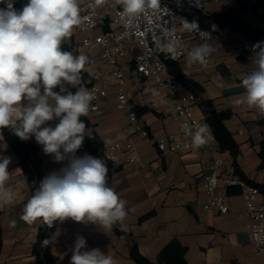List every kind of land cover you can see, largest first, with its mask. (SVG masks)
I'll list each match as a JSON object with an SVG mask.
<instances>
[{"label": "crops", "instance_id": "1", "mask_svg": "<svg viewBox=\"0 0 264 264\" xmlns=\"http://www.w3.org/2000/svg\"><path fill=\"white\" fill-rule=\"evenodd\" d=\"M86 1L80 0L81 5ZM242 1L241 12L244 17L264 28V22L252 10V2ZM15 2L26 4L28 0ZM4 6L0 4V8ZM230 8L229 0H220L210 3L204 11L221 12ZM102 29V24L86 31L81 30L80 26L76 27L66 42L68 51L82 54L85 50L83 38L95 35ZM248 40L238 32L228 39L217 34L212 40L203 42L216 49L208 58V65H189L186 60L178 63L203 86L201 98L212 100L219 111L231 112L224 124L240 146L236 158L239 167L250 179L264 183V168H260L259 155L264 139V123L261 122L264 116L246 103L241 86L245 75L254 70L251 66L256 67L253 51L243 49ZM132 58L133 54H129L122 59L125 73L122 84L137 113V130L148 124L150 136L144 138L138 133L132 135L140 153L138 162L130 161L129 154L123 148L117 152V161L113 163L117 169L113 174L112 187L125 202L127 211L122 228L131 231L140 252L154 262L158 261L160 252L172 239H177L186 248V264H245L253 261L255 254L250 220L239 188L225 186L221 179V187L228 193L230 213L204 208L209 200L205 177L210 172L209 164L218 156L230 158L233 163L234 157L229 151L220 148L216 137L207 140L202 146L201 155L185 149L160 150L156 142L161 136L175 132L176 141H182L184 136L178 131L172 103L160 87L149 85L144 77L133 71ZM91 63L103 72L107 70L99 57H93ZM165 72L170 73L168 69ZM91 81V76L83 71L81 84ZM103 84L109 93L99 101L98 109H90L88 118L104 145V151L110 144L123 142L127 138L130 134V119L128 112L117 105L118 83ZM79 86L73 88L78 89ZM54 90L59 91V88ZM201 101L198 97L196 113L210 127ZM47 123L54 127L58 121ZM0 134L3 136L0 146L7 145L6 149L0 147V156L11 157L8 170L12 175L8 183L16 189V198L11 204L0 203V264H38L33 249L40 221L27 224L20 219L24 204L31 195L27 173L1 131ZM29 140L36 143L34 137ZM37 145L40 148L42 170L46 175L64 166V162H54L53 157L45 155L42 146ZM86 153L92 155L84 140L77 155ZM146 214L149 215L141 220ZM11 220L16 221L14 228L9 226ZM78 236L85 238V250L98 248L102 253L111 255L118 264H137L130 255L131 244L128 239L120 237L113 229L103 230L96 224L79 223L71 219L58 221L52 243L55 264H70L71 250Z\"/></svg>", "mask_w": 264, "mask_h": 264}, {"label": "clouds", "instance_id": "2", "mask_svg": "<svg viewBox=\"0 0 264 264\" xmlns=\"http://www.w3.org/2000/svg\"><path fill=\"white\" fill-rule=\"evenodd\" d=\"M107 0H90L87 9L95 10ZM0 130L9 129L22 141L34 137L45 155L64 162L59 170L48 173L27 198L20 217L27 224L40 221L51 227L67 219L93 223L103 230L120 226L127 215L125 202L108 184L104 160L89 154L78 156L85 137L92 131L80 117H88L92 92L81 85L89 57L64 51L74 29L88 20L80 0H28L19 10L15 0H0ZM118 15L126 32L158 28L156 49L175 60L182 48L176 29L159 23L161 0H116ZM179 32L201 34L198 23L180 19ZM216 51L202 43L188 51L186 63L204 64ZM255 69L241 81L246 103L264 116V42L252 46ZM78 87L75 93L69 87ZM59 88V91L54 89ZM58 121L55 126L47 122ZM192 147L207 143L205 127L185 125ZM0 140H3L0 134ZM6 149L7 145H2ZM11 157L0 156V203L11 204L16 189L8 181ZM10 227L16 221L9 222ZM49 241L45 240L44 245ZM86 240L78 236L72 247L70 264H118L98 248L85 250Z\"/></svg>", "mask_w": 264, "mask_h": 264}, {"label": "built area", "instance_id": "3", "mask_svg": "<svg viewBox=\"0 0 264 264\" xmlns=\"http://www.w3.org/2000/svg\"><path fill=\"white\" fill-rule=\"evenodd\" d=\"M219 1L161 0L159 23L176 29V35L182 41V48L178 51L177 58L174 61L180 62L186 60L188 51L205 41L212 40L217 34L223 39H228L235 33L230 26L219 27L218 25H212L211 27L199 26L201 34L178 31L181 18L192 22L185 15L187 9L204 10L210 3H217ZM248 1L254 2L255 0ZM89 2L90 0L81 5L82 15L89 17L80 26L81 30H91L99 24H102L103 29L95 35H86L82 40V44L85 47L82 54L87 55L90 60V63L85 66L83 71L91 76L92 81L82 83L81 85L92 92L95 99L92 101L90 109L96 110L99 108V101L109 93L103 83H118L117 105L120 109L128 112L130 119V134L123 142L118 141L107 146L103 151L104 158L115 163L117 161V152L124 148L129 154V160L138 162L140 160V153L133 141L132 135L133 133H138L144 138L150 136L148 124L137 130V113L130 102L128 91L122 84L125 75L122 59L129 54H133L131 62L133 71L144 77L149 85L160 87L168 100H170L177 118L178 131L184 136L182 141H176L175 132L167 133L157 139V147L162 151L185 149L201 155L203 151L202 147L199 149L192 147L191 137L186 134L184 126L187 125L193 128V130L201 126L205 127L207 140H213L215 135L212 129L207 126L205 120L196 113L198 100L196 93L186 87L173 74L165 72L167 69L165 58L169 57L156 49V39L160 36L159 29L154 28L151 32L140 30L130 34L125 31L121 24L117 8L118 10L121 9L116 5V0H107L105 4L98 6L95 10L87 9L86 5ZM229 2L231 7L241 12L243 7L242 0H229ZM254 44L257 43L249 39L243 49L245 51H252ZM93 57L101 59L102 65L107 68L105 72L91 63ZM208 64L209 59H207L204 65ZM251 69L255 68L251 66ZM208 167L210 168V172L205 177L206 192L209 200L204 204V208H215L223 214L230 213L231 208L228 203V193L221 187V179L225 186H236L239 188L245 202V212L250 220L249 228L255 254V259L245 264H264V192L237 174L230 158L218 156Z\"/></svg>", "mask_w": 264, "mask_h": 264}, {"label": "trees", "instance_id": "4", "mask_svg": "<svg viewBox=\"0 0 264 264\" xmlns=\"http://www.w3.org/2000/svg\"><path fill=\"white\" fill-rule=\"evenodd\" d=\"M25 3L15 2L14 7L19 10ZM5 7V6H4ZM252 10L256 13L258 18L264 22V0H255L251 4ZM186 17L191 21L195 20L199 26L211 27L212 25H218L219 27L230 26L234 32L243 34L249 39L254 40L256 43L264 42V28L260 25L254 24L248 21L242 12L231 7L226 11L221 12H206L202 9L189 8L186 11ZM62 50L68 51V45L66 42L61 45ZM168 71L179 79L186 87L192 89L201 104L204 106L207 114L206 120L210 125L217 141L220 144V148L223 151H229L234 157V168L237 174L243 177L248 183L258 187L264 192V183L257 182L250 179L244 171L239 167L236 160L240 153V146L235 140L232 132L224 124V120L230 117V111H219L213 105L212 100L201 98L204 92L203 86L191 78L181 67V65L170 58H165ZM69 91L75 93L77 88H70ZM80 119L86 124L87 128L92 131L91 138L85 137L86 146L96 158L105 161L108 167V184L112 187L113 174L116 171L113 163L106 160L103 156L104 145L97 134L92 128V124L88 117H80ZM264 123V119L261 120ZM10 146L14 150L15 154L22 163L24 170L27 173L28 183L31 189V193L39 186L41 180L46 176L41 166V159L39 157V146L31 141H22L9 129L0 130ZM261 157L260 168H264V139L261 141V148L259 151ZM149 214L143 215L141 220L145 219ZM58 221H55L51 227L42 225L41 222L38 227V235L34 244V254L37 257L38 264H55L54 257L52 255V243L57 228ZM113 231L120 237L128 239L130 241V255L136 261L137 264H186L184 258V252L186 248L181 245L177 239H172L160 252L157 262L151 261L144 257L140 252L138 244L132 239V233L130 230H126L120 226L114 227ZM49 243L44 245V241ZM2 248V229L0 227V251Z\"/></svg>", "mask_w": 264, "mask_h": 264}]
</instances>
